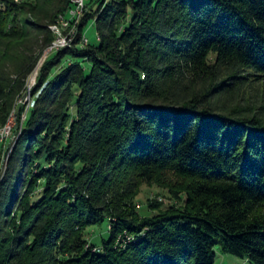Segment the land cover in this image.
<instances>
[{
  "label": "trees",
  "instance_id": "1",
  "mask_svg": "<svg viewBox=\"0 0 264 264\" xmlns=\"http://www.w3.org/2000/svg\"><path fill=\"white\" fill-rule=\"evenodd\" d=\"M89 1L0 176V264H264V0ZM69 7L0 0V128Z\"/></svg>",
  "mask_w": 264,
  "mask_h": 264
},
{
  "label": "rangeland",
  "instance_id": "2",
  "mask_svg": "<svg viewBox=\"0 0 264 264\" xmlns=\"http://www.w3.org/2000/svg\"><path fill=\"white\" fill-rule=\"evenodd\" d=\"M89 2L90 1L87 0L86 6ZM80 23L81 18H79L78 20L72 19L71 21H68V23L65 25L58 23V29L52 28L51 25L49 26L54 35V39L41 52L35 71L29 76L26 82L25 90L17 98L16 107L13 109L9 119L6 122V124L9 123V128H7L6 130L3 128L6 124L0 128V130L4 129L1 130L0 135V154H2V164H6L7 156L10 153L11 148H13L15 140L17 139V137H19L22 132V127L24 125L25 119L28 116L29 109L32 108L35 104V98L37 97L35 94L37 93V91H39L38 82L40 71L45 61L59 51H66L74 45L85 47L88 46L90 42H96L99 39L93 20H90L86 25H82L81 27ZM79 37L80 42L76 44L75 42ZM66 59H64V62H72L71 58ZM241 94L246 97L245 99L250 100V102L254 105L264 106V79H258L257 81L252 83V86L247 85L242 89ZM262 112L264 113V108L262 109ZM4 168L1 169L0 176L3 175ZM140 189L141 191L137 197V203L139 204L138 207L141 210L145 209L146 202L149 197L157 198L158 201L163 204V206H166L167 204L171 203V200L168 199L165 191L161 190L155 185L149 186L147 184H143L141 185ZM93 229L95 230V236L93 237V240L95 242H100L101 238L108 237L107 222H104L102 226L95 227ZM214 248L216 256L213 264H250L246 260V258L225 253L217 245Z\"/></svg>",
  "mask_w": 264,
  "mask_h": 264
},
{
  "label": "built area",
  "instance_id": "3",
  "mask_svg": "<svg viewBox=\"0 0 264 264\" xmlns=\"http://www.w3.org/2000/svg\"><path fill=\"white\" fill-rule=\"evenodd\" d=\"M85 10H86V0H70V7L68 8L67 12L64 15H60L57 23L51 25L52 28L58 29V26H57L58 23L65 25L68 23V21H71L72 19L78 20L79 18L82 17ZM3 128L5 130L9 128V123H7ZM4 129H1V130H4ZM1 130H0V135H1Z\"/></svg>",
  "mask_w": 264,
  "mask_h": 264
},
{
  "label": "water",
  "instance_id": "4",
  "mask_svg": "<svg viewBox=\"0 0 264 264\" xmlns=\"http://www.w3.org/2000/svg\"><path fill=\"white\" fill-rule=\"evenodd\" d=\"M3 163H4V159H3ZM4 165H5V164H2V166H3V167L1 166V167H2L1 169H3V168H4Z\"/></svg>",
  "mask_w": 264,
  "mask_h": 264
},
{
  "label": "crops",
  "instance_id": "5",
  "mask_svg": "<svg viewBox=\"0 0 264 264\" xmlns=\"http://www.w3.org/2000/svg\"><path fill=\"white\" fill-rule=\"evenodd\" d=\"M89 1V0H88ZM86 2H87V0H86Z\"/></svg>",
  "mask_w": 264,
  "mask_h": 264
}]
</instances>
